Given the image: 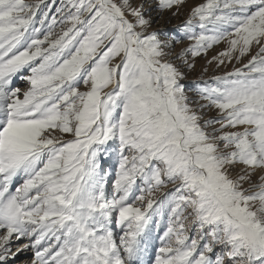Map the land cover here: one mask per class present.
I'll use <instances>...</instances> for the list:
<instances>
[{"label": "snow or ice", "instance_id": "snow-or-ice-1", "mask_svg": "<svg viewBox=\"0 0 264 264\" xmlns=\"http://www.w3.org/2000/svg\"><path fill=\"white\" fill-rule=\"evenodd\" d=\"M185 3L0 0V264H264V0Z\"/></svg>", "mask_w": 264, "mask_h": 264}, {"label": "rangeland", "instance_id": "rangeland-1", "mask_svg": "<svg viewBox=\"0 0 264 264\" xmlns=\"http://www.w3.org/2000/svg\"><path fill=\"white\" fill-rule=\"evenodd\" d=\"M28 2H32V0H28ZM203 0H186L185 5L180 9L179 13L176 15H173L171 12H164L163 17L159 20L158 23L154 24V28H163L167 29L169 31L175 32L178 31L179 28L178 26L183 25V23L187 20L190 10L192 7H194L198 3H202ZM46 3L50 7V12L49 15H57L56 9L60 7L61 5V0H46ZM47 10V9H45ZM39 16V13H38ZM190 41L187 39L181 40V42L177 45L176 51L179 52L181 49L186 47ZM224 47H226L225 43H221L217 46H214L213 49L209 50V53L207 57L205 56H200L197 57L194 61L195 67L186 72L185 79L188 82L190 88L195 90L197 87H204L206 84H210L211 80L214 76L217 75H222L224 72H229L233 70V67H239V64H228L226 67L221 66V68L217 69L215 68L214 65H208L207 60L211 58V56L215 55L217 51L222 50ZM247 62V58H245V61ZM207 68L208 70L205 72L204 69ZM205 81V84H199V81ZM16 85L21 87L22 89L27 88L28 85L21 82V81H16ZM192 92H189V95H192ZM210 115H215V111L213 110L212 112L209 113ZM19 181H14V185L18 186ZM155 234V233H154ZM156 244V247L158 248L160 246L159 241H154ZM15 247V246H14ZM31 259V253H26L24 256L21 257V260H28ZM19 264V262H18Z\"/></svg>", "mask_w": 264, "mask_h": 264}]
</instances>
